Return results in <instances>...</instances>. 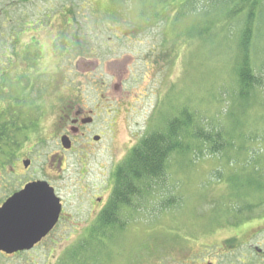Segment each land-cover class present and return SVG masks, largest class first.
Instances as JSON below:
<instances>
[{"label":"rangeland","instance_id":"374dc122","mask_svg":"<svg viewBox=\"0 0 264 264\" xmlns=\"http://www.w3.org/2000/svg\"><path fill=\"white\" fill-rule=\"evenodd\" d=\"M160 1L0 0V71L5 56L14 58L13 68H22L9 41L17 32L18 51L33 39L41 42L37 62L51 87L42 113H34L35 120L41 117L39 135L22 141L20 160L7 158L20 177L9 173L7 181L19 186L46 181L60 188L69 220L51 237L56 246L50 257L37 252L25 255L22 264H264V188H235L244 182L247 188L250 179L258 183L254 169L264 171V22L249 56L261 87L242 101L238 41L225 37L232 29L201 38L196 32L205 29V17L199 1L188 10L183 0L166 6ZM99 96L109 103L103 102L102 115L64 155L58 177L51 156L62 152L60 111L68 102L92 111ZM112 98L118 100L113 120L106 116ZM185 110L222 132V153L212 155L202 145L175 153L153 201L124 211L122 221L119 217L124 225L111 227L103 246L73 250L87 243L83 231L89 217L85 201V212L77 213L83 204L73 194L85 190L88 201L97 196L104 206L115 171L130 151ZM94 136L101 142H93ZM101 206H94L92 218ZM12 262L0 257V264Z\"/></svg>","mask_w":264,"mask_h":264},{"label":"trees","instance_id":"16d2710c","mask_svg":"<svg viewBox=\"0 0 264 264\" xmlns=\"http://www.w3.org/2000/svg\"><path fill=\"white\" fill-rule=\"evenodd\" d=\"M161 1L165 6L170 3L169 0ZM196 1H199L198 7L200 9L198 10L205 17L202 27L205 29L196 32L197 36L203 38V35H205V38L211 33H221L224 29L225 31L232 29L225 37L236 38L238 41L239 63L236 66L238 97L242 101L251 99L256 90L261 87V80L250 65L249 56L251 47L255 43L256 34L259 32L258 26L260 30L263 26L264 0H183L182 3L181 0H174L175 4L181 3V6L185 8L189 5L190 8L193 7ZM207 16H211V19H207ZM10 39L11 44H9L15 54L20 56L19 63L22 68H13L14 58L6 56L7 74L5 77L9 91L8 104L5 110L7 123H0V140L1 132L3 133L6 130L7 142H10L11 136H14V139L20 137L24 139L27 136V131L32 129L39 135L41 117L37 116L35 120V115H32L34 120L32 121L26 116V113L41 112L44 99L51 88L48 84V74L40 72V66L37 62L40 53L34 51L33 45L30 44H25L22 51H18L17 48L20 45L17 42L19 39L17 32L12 34ZM2 80L0 71V86ZM0 120L2 121L1 116ZM201 122H203V125ZM204 123L202 119L198 121L194 114L185 110L178 117L169 120L164 128L151 131L143 137L117 167L113 191L99 215L93 231L84 239L87 243L79 242L78 245L73 247V250H88L89 244L91 248L103 246V239L106 238L104 236L111 237L112 235L109 232L110 228L120 226V224L124 225L123 222L119 223V217L122 221L121 215L124 214V211L139 209L142 204L151 201L152 197H155V188L158 186L159 181L166 177L168 164L175 153H186L193 146L202 145V149L208 150L212 155L218 153L220 155L226 145L223 134L218 129H208L207 124ZM188 137H190L189 141H184ZM197 149L195 148L194 154ZM197 156L199 155L197 154ZM254 172L259 174L258 183H255L254 179H250L246 182L247 186H245L247 188L243 187L245 182L244 184L240 183L235 188L237 190H249L256 187L257 190L252 189L254 191H260L259 189L264 188V184L261 183V179L264 178V171L255 168ZM236 179L240 180L238 177ZM173 202L171 200L170 205ZM100 231L101 235H98Z\"/></svg>","mask_w":264,"mask_h":264},{"label":"flooded vegetation","instance_id":"af4514ba","mask_svg":"<svg viewBox=\"0 0 264 264\" xmlns=\"http://www.w3.org/2000/svg\"><path fill=\"white\" fill-rule=\"evenodd\" d=\"M33 45L34 47V51L40 53V56H43V50H42V45L41 42L39 40L33 39L31 40L29 43H27L26 45ZM65 47V46H64ZM61 51H68L67 48L63 49ZM7 54V50H5V55ZM5 59H7V57H4ZM1 73H2V83L0 86V104H3V107L1 106V112H0V116L2 121L0 123H7V118H6V114H5V110L8 104V88H7V83H6V74H7V61L6 63L3 64L2 69H1ZM121 81L120 77H118V86H121ZM117 88V85L116 87ZM102 101H100V99H102ZM78 99H82V98H78ZM114 98H112L110 100V103H112V106H110L107 110L110 111L109 113L106 111V116L112 117L111 119H114V115L117 113L118 111V107L113 106L114 104H118V100H113ZM99 100V101H98ZM98 104L94 107V109L92 111H86V108H83L80 103L81 102H75L74 104L68 102L66 108H64L63 110L60 111L59 113V120L63 121L65 124V128L62 129L63 131L59 134L58 136V140L60 142L61 145V139L62 138H66L68 139L71 148L70 150H65L63 149L62 145V152H60L59 154H53L51 156L52 161H54L55 159L57 160L58 163V169L56 172H58V177L61 175L63 169H62V165L65 162V154L66 153H72L74 150V144L77 143V139L79 136L81 137H85V135L87 134V127L93 125L98 118L100 117V115H102L101 107L103 105V102H106L105 104L109 103V100L107 98L104 99L103 96H99V98H97ZM73 105V106H72ZM105 109V107H104ZM100 111V112H99ZM2 112H4L3 114H1ZM33 113L31 112H27L26 116L29 117L32 121L33 120ZM26 117V118H27ZM112 122V121H111ZM33 130V129H32ZM32 130H28L27 131V136L23 139L22 137H20L19 139H14V136H11V140L10 142H7V133L6 130L3 131V133L1 132V142H0V167H1V172H2V176L0 177V209L14 196L17 195L18 193H20L21 191H23L24 187L26 184L28 183H32L35 181H29L26 184L19 186L17 183H13V182H8L7 181V175L9 173H12L13 176L19 178V174L15 173V167H17L14 163V161L12 162V166L10 167L9 165V160L7 158L13 157L14 159H16L17 161L20 160V154L23 155V147H22V141L26 140V141H33L32 137L37 134L36 132L32 131ZM18 136V135H16ZM34 138V137H33ZM22 139V140H21ZM100 138L98 136H94L93 137V142H95L96 144L100 143L101 141L99 140ZM98 140V141H97ZM27 153H29L28 151H26ZM10 156V157H9ZM10 167V168H9ZM22 167L24 169L23 166V162H22ZM10 170V172H9ZM28 170V169H25ZM49 184V186L53 189L54 194L56 196V198L59 200V205H60V214L58 217V221L56 223V225L54 226V228L52 229V231H50L45 237H43L37 244H35L31 249L27 250V251H16V252H5V251H0V257L4 258V259H13L12 264H22V260L23 257L25 255H30L33 253H37L40 252L48 257H50L54 250H55V243L51 240V237L53 236L54 233H56L59 230H62L65 226V224L69 223V220L66 219L67 217V211H66V204H65V199L63 197V194H61V189L60 188H56L55 186H53L52 184H50L49 182H47ZM79 201L80 204H83L81 206V209L78 208L77 213H79L80 211L83 213L85 212L84 210V201L87 204V210L89 211V217H87L85 219V229H84V233L86 234L84 236V239L87 238L91 232L93 231L94 225L99 217V215L101 214V212L104 209V206H101L102 202H100V198L97 196H93L89 201L87 200V192H85V190H81L79 189L76 194H73ZM96 202V203H94ZM106 204V203H105ZM101 206L97 211H95L96 215H94V217H91V212H93V208L94 206ZM89 206V208H88ZM62 228V229H61ZM101 235V231L99 233ZM98 234V235H99ZM41 249V250H39Z\"/></svg>","mask_w":264,"mask_h":264},{"label":"water","instance_id":"95a60500","mask_svg":"<svg viewBox=\"0 0 264 264\" xmlns=\"http://www.w3.org/2000/svg\"><path fill=\"white\" fill-rule=\"evenodd\" d=\"M65 149L70 148L62 138ZM29 162H24L27 167ZM60 214L58 199L45 182L30 183L0 209V251H27L55 226Z\"/></svg>","mask_w":264,"mask_h":264}]
</instances>
